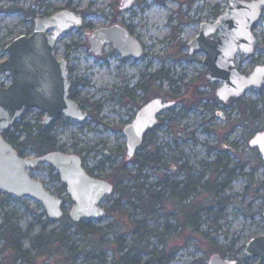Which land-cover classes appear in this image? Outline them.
<instances>
[{"label": "rangeland", "instance_id": "rangeland-1", "mask_svg": "<svg viewBox=\"0 0 264 264\" xmlns=\"http://www.w3.org/2000/svg\"><path fill=\"white\" fill-rule=\"evenodd\" d=\"M227 4L228 0H135L131 9L120 12V0H0V61L7 57L5 47L12 39L30 34L34 18L61 8L75 9L84 18L81 28L57 40L54 51L58 59L68 62V81L76 82L71 97L89 117L82 124L62 118L51 134L64 152L79 154L94 175L105 178L123 164L122 129L151 97L175 104L162 112L144 147L135 153L158 159L143 168L141 181L155 184L165 175L174 182L198 177V181H211L217 176L213 171L216 159L227 164V169L241 164L224 189L214 195L204 190L187 195L180 205L161 186L157 189L164 199L152 202L150 208H133L124 200L117 207L118 193L112 192L101 203L105 216L90 222L96 233L88 235L80 233L69 219L73 202L59 190L55 171L47 164L38 165L29 170L31 175L63 199L64 216L50 220L41 203L0 192V264H157L156 257L140 253V248L161 252L164 264H207L217 253L215 247L229 248L225 257L238 264H254V259L243 256V247L247 240L264 233V164L257 150L248 147L252 130L240 124L238 103L215 97L216 84L205 77L204 56L189 55L185 46L199 23L212 22ZM115 23L130 27L140 40L145 48L140 59H122L111 45L99 54L90 49L88 34ZM253 32L257 39L254 55H238L235 60L246 74L264 63V9ZM161 72L167 78L153 81L148 94L135 88L139 78L146 80ZM8 81L5 76L4 83ZM124 92L129 96H122ZM241 99L250 101L257 111L258 119L252 125L264 129V87L248 90ZM41 116L37 109L28 110L19 122L34 125ZM25 155L34 153L26 151ZM104 159L107 161L101 163ZM125 167L136 172L133 161L127 160ZM131 186L130 180L119 183V188ZM7 225L15 231L13 246H7L1 237ZM49 231L63 232L64 243L40 255L34 239Z\"/></svg>", "mask_w": 264, "mask_h": 264}, {"label": "water", "instance_id": "water-1", "mask_svg": "<svg viewBox=\"0 0 264 264\" xmlns=\"http://www.w3.org/2000/svg\"><path fill=\"white\" fill-rule=\"evenodd\" d=\"M134 0H123L119 10L133 7ZM264 9V0H228L222 14L212 22L201 21L195 36L185 43L188 54L201 53L207 67L209 82L217 84L215 97L226 102L242 98L248 90L264 83V64H257L247 74L242 73L235 59L238 55H254L256 37L253 29ZM30 34H21L5 47L7 57L0 61V192L16 198H30L41 203L48 219L63 216L61 197L46 189L35 179L30 169L47 164L56 173L73 202L68 211L74 223L98 221L105 216L101 203L113 192V185L103 178L89 174L79 155L71 152H46L44 155L21 156L3 136L23 113L37 109L42 113L40 123L50 125L58 118L82 124L89 117L80 104L71 98L68 81V62L58 59L54 47L57 40L83 26L84 18L74 10H61L48 16L34 18ZM90 49L99 54L111 45L122 59H140L144 48L127 27L118 23L99 27L88 34ZM8 76V83H4ZM174 102L152 98L141 106L135 117L122 129L125 138L126 160L142 146L145 133L157 125L163 111L173 108ZM248 146L257 150L264 162V130L249 137ZM264 220V210L261 213ZM243 256L264 264V233L244 243ZM236 259L213 253L207 264H237Z\"/></svg>", "mask_w": 264, "mask_h": 264}, {"label": "trees", "instance_id": "trees-1", "mask_svg": "<svg viewBox=\"0 0 264 264\" xmlns=\"http://www.w3.org/2000/svg\"><path fill=\"white\" fill-rule=\"evenodd\" d=\"M76 11L75 9H73ZM217 14V13H215ZM217 16V15H216ZM130 29V27H129ZM150 76H153L152 79ZM150 77V78H149ZM167 76L165 73L161 74H150L148 76V79H142L139 78V81L135 84V88L139 91H142L144 94H148L151 90V84L155 80H161L166 79ZM76 83V82H75ZM75 83L73 85H75ZM213 87V86H212ZM264 87V86H263ZM262 87V88H263ZM122 96L128 97L129 94L127 92L122 93ZM214 97V96H213ZM148 100V99H147ZM146 100V101H147ZM231 101H234L238 103V113L242 116L243 121L240 122L241 125H245L246 128L251 129L249 137H251L254 133L259 132L261 129H259L260 124L252 125L254 121H256L258 118L255 116L257 111L254 107H252V103L245 102L244 99L237 98V99H231ZM169 110V109H168ZM62 118H58L55 120V122L51 123L50 125L43 126L40 122L35 123L34 125H30L29 123H21L19 121L15 122L12 127L9 130H6L3 132L4 138L12 145L14 148L18 151V153L21 156L25 155L26 151H31L34 153V155H44L46 152L49 151H56L62 150L57 145V140L53 137L51 134L53 130V126L59 122ZM259 123V122H258ZM252 125V126H251ZM149 132L144 137V140L142 142V146L139 149H142L144 147V143L147 142V137L149 136ZM249 140V138H248ZM123 152H119L121 155ZM154 154L156 151L153 152ZM152 153V155H153ZM125 156V155H124ZM107 161L106 159L102 160L101 163H104ZM129 161H133L136 164V172L131 173L130 170H128L125 167V164L127 163L126 156L123 160V164L118 166L117 168H113L111 171V175H108L105 177L112 185H113V192L118 193V197L116 198L115 204L117 207H119L120 201L124 200V202L128 205H131L133 208H138L140 206L142 207H151L152 202H160L164 199V194L161 193V190L157 189L159 186L163 188H167L169 190L167 197L170 198L173 203L181 204V202L184 201L187 195L195 196L198 194V192L205 191L210 192L213 195L219 192L220 190L224 189L230 180L234 177V171L236 168L240 169L241 164L236 163L234 167L227 169V164H221L216 159L214 162V173L217 175L214 180L205 179L203 181L197 180H190L187 179L186 181H168L167 176L165 175V178L161 182H156L155 184H148L147 182L141 181V177L139 176L140 172L143 170L146 165H149L150 163H153L155 161H158L157 158H153V156H149L146 154H143L141 157H138L137 155H134L132 159ZM264 164V162L262 161ZM52 169V168H51ZM53 170V169H52ZM88 172H92V168H87ZM56 180H59L58 174L55 172ZM221 177L219 181H216L218 177ZM96 177H98L96 175ZM123 180H130L132 182V186L130 189L125 188H119V183ZM59 190L65 192V188L63 185L60 184ZM131 190V191H130ZM112 208V207H111ZM110 208V209H111ZM63 212H64V208ZM64 216V215H63ZM62 216V217H63ZM61 217V218H62ZM60 218V219H61ZM66 223H71L69 219H66ZM73 223V222H72ZM137 221H135V227L137 225ZM78 229L80 233L84 234H95L96 229L93 227H90V222L87 221H81L80 223H73ZM5 225V224H4ZM136 230V229H135ZM15 231L11 226L5 227V229L1 232V237L5 239V244L7 246H13V244L16 242V238L14 237ZM64 234L63 232L60 233H54L53 231H49V233H40L39 236H37L34 239L35 245L40 249V255H44L45 252H49L50 250L54 248H58L59 245H63L64 243ZM59 244V245H58ZM16 251H18L17 247H14ZM217 250V253L222 257H225V255L229 254L230 249L225 247H215ZM142 254H148L150 257H156L157 264H164L162 262V254L161 252H154L152 250H148L147 248H140L138 250ZM127 254L124 258H126ZM122 258V257H121ZM166 263V262H165ZM147 264V263H146Z\"/></svg>", "mask_w": 264, "mask_h": 264}, {"label": "flooded vegetation", "instance_id": "flooded-vegetation-1", "mask_svg": "<svg viewBox=\"0 0 264 264\" xmlns=\"http://www.w3.org/2000/svg\"><path fill=\"white\" fill-rule=\"evenodd\" d=\"M122 1H123V0H120V5H121ZM134 1H135V0H134ZM134 1H133V3H134ZM132 5H133V4H132ZM133 6H134V5H133ZM118 9H119V8H118ZM130 9H131V8H130ZM119 11H120V10H119ZM120 12H121V11H120ZM128 30L130 31V29H128ZM130 33H131V31H130ZM131 34H132V33H131ZM256 40H257V39H256ZM255 43H256V42H255ZM255 47H256V44H255ZM255 47H254V50H255ZM144 51H145V48H144ZM143 54H144V53H143ZM235 60H236V59H235ZM262 64H264V63H262ZM238 69H239V68H238ZM251 70H252V69H251ZM251 70H250V71H251ZM241 72H242V71H241ZM242 73H243V72H242ZM245 74H246V73H245ZM212 85H214V84H212ZM72 86H73V83H71V88H72ZM216 86H217V84H216ZM216 86H215V87H216ZM263 86H264V83L262 84L261 87H263ZM261 87H260V88H261ZM216 88H217V87H216ZM216 88H215V89H216ZM70 90H71V89H70ZM214 95H215V93H214ZM152 98H159V97H151V99H152ZM151 99H149V100H147V101L145 100L143 103H141L139 109L141 108V106H143L144 104L148 103ZM160 99H161V98H160ZM232 99H233V98H232ZM161 100H163V99H161ZM230 100H231V99H230ZM78 104H79V103H78ZM80 106H81L82 109L84 110V108H83V106H82L81 104H80ZM139 109H138V110H139ZM138 110H137V111H138ZM137 111H136V113H137ZM136 113H135V115H136ZM135 115H134V117H135ZM160 115H161V114H160ZM160 115H159V117H160ZM134 117H133V118H134ZM159 117H158V121L160 120ZM158 121H157V122H158ZM129 123H130V122H129ZM158 123H159V122H158ZM158 123H157V124H158ZM126 124H127V123H126ZM156 126H157V125H156ZM261 130H263V129H261ZM149 131H150V130H149ZM147 132H148V131H147ZM147 132L145 133V135L147 134ZM144 137H145V136H144ZM143 140H144V138H143ZM248 142H249V141H248ZM248 147H249V146H248ZM249 148H250V147H249ZM254 150H255V149H254ZM257 152H258V151H257ZM88 173L94 175L92 172H88ZM95 176H96V175H95Z\"/></svg>", "mask_w": 264, "mask_h": 264}]
</instances>
